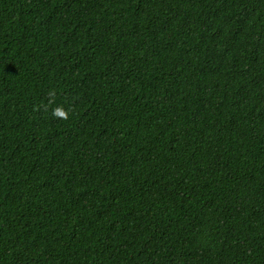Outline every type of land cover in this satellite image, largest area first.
Returning a JSON list of instances; mask_svg holds the SVG:
<instances>
[{
	"label": "trees",
	"instance_id": "16d2710c",
	"mask_svg": "<svg viewBox=\"0 0 264 264\" xmlns=\"http://www.w3.org/2000/svg\"><path fill=\"white\" fill-rule=\"evenodd\" d=\"M0 264H264V0H0Z\"/></svg>",
	"mask_w": 264,
	"mask_h": 264
},
{
	"label": "clouds",
	"instance_id": "9594fccd",
	"mask_svg": "<svg viewBox=\"0 0 264 264\" xmlns=\"http://www.w3.org/2000/svg\"><path fill=\"white\" fill-rule=\"evenodd\" d=\"M49 96L54 97L55 93H49ZM53 116L61 119H68V112L63 107H57L53 110Z\"/></svg>",
	"mask_w": 264,
	"mask_h": 264
}]
</instances>
